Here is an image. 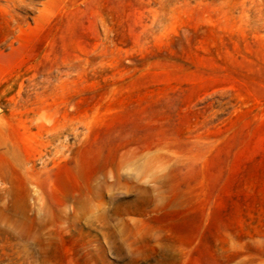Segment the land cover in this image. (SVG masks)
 Segmentation results:
<instances>
[{
	"label": "rangeland",
	"instance_id": "obj_1",
	"mask_svg": "<svg viewBox=\"0 0 264 264\" xmlns=\"http://www.w3.org/2000/svg\"><path fill=\"white\" fill-rule=\"evenodd\" d=\"M0 264H264V0H0Z\"/></svg>",
	"mask_w": 264,
	"mask_h": 264
}]
</instances>
